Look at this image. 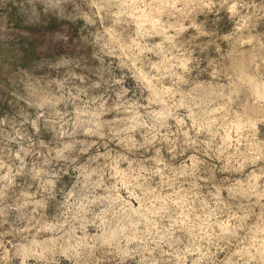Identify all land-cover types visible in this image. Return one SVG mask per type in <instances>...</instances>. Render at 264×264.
<instances>
[{
    "label": "rangeland",
    "instance_id": "rangeland-1",
    "mask_svg": "<svg viewBox=\"0 0 264 264\" xmlns=\"http://www.w3.org/2000/svg\"><path fill=\"white\" fill-rule=\"evenodd\" d=\"M263 85L264 0H0V264H264Z\"/></svg>",
    "mask_w": 264,
    "mask_h": 264
},
{
    "label": "bare ground",
    "instance_id": "bare-ground-1",
    "mask_svg": "<svg viewBox=\"0 0 264 264\" xmlns=\"http://www.w3.org/2000/svg\"><path fill=\"white\" fill-rule=\"evenodd\" d=\"M260 90V89H259ZM260 91H262V93H264V85L262 86V90H260Z\"/></svg>",
    "mask_w": 264,
    "mask_h": 264
}]
</instances>
